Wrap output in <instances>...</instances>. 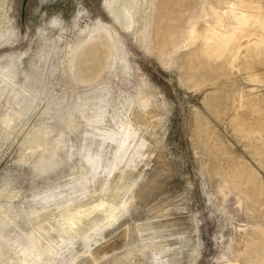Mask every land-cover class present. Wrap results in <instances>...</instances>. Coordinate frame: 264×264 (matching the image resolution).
<instances>
[{"label": "rangeland", "instance_id": "rangeland-1", "mask_svg": "<svg viewBox=\"0 0 264 264\" xmlns=\"http://www.w3.org/2000/svg\"><path fill=\"white\" fill-rule=\"evenodd\" d=\"M112 1L0 0L2 264H241L264 224V0ZM203 23L255 34L187 78L191 47L222 60Z\"/></svg>", "mask_w": 264, "mask_h": 264}, {"label": "bare ground", "instance_id": "bare-ground-1", "mask_svg": "<svg viewBox=\"0 0 264 264\" xmlns=\"http://www.w3.org/2000/svg\"><path fill=\"white\" fill-rule=\"evenodd\" d=\"M108 2V1H107ZM107 5V4H106ZM109 7V11L112 12L113 16L115 17V5L114 2L112 0H109V3L107 5ZM226 12V11H225ZM234 13V12H233ZM227 14V13H226ZM117 18V17H116ZM57 24V23H56ZM108 24V23H107ZM107 24L103 23L102 26H104L105 28H107ZM53 25V24H52ZM111 26V25H108ZM241 28V27H240ZM111 29L115 30L113 26H111ZM108 30V29H107ZM232 30V29H231ZM239 30V31H238ZM237 31H234V33L231 34H222L219 33L216 29H212L208 26V24H201L200 26H196V29L193 32V37L199 39H203V38H207L208 40L211 39L214 41L211 42L214 44V47H211V49L213 48V54H216L222 59L220 63H216L214 62L213 57L206 55L203 52V49L207 46H205L203 49L199 48V50L196 48H190L189 50L185 51L184 54H182V59H181V66L183 67L184 70V74L186 75L187 78H191V77H197L200 76L202 73L204 72H208L210 73V75L213 72H218V71H223L228 65L230 66H235L236 65V57L233 56V54H231V48L234 46L242 47V42H241V36L242 35H246V33H254V30L252 27H247V26H242L241 29H238ZM82 31H86V33L83 35V38H88V36L90 35V31L91 29L89 28H82ZM229 31V30H228ZM111 32V31H110ZM191 32V34H192ZM207 32V35L204 37V34ZM236 32V33H235ZM228 33V32H227ZM255 34V33H254ZM253 34V35H254ZM249 35V34H248ZM190 36V35H189ZM191 37V36H190ZM193 38V39H194ZM192 39V37H191ZM243 39V38H242ZM205 40V39H203ZM207 40V41H208ZM209 40V41H211ZM192 41H196V40H192ZM206 41V43H207ZM248 41V40H247ZM189 42V41H187ZM100 43V42H99ZM204 43V42H203ZM210 43V44H211ZM194 44V42H193ZM192 44V45H193ZM197 44V43H196ZM209 44V43H207ZM103 45V44H102ZM206 45V44H205ZM101 46V44H100ZM104 46V45H103ZM102 46V47H103ZM201 46V45H200ZM209 46V45H208ZM183 47V46H182ZM190 47V46H189ZM194 47V46H193ZM199 47V45H198ZM235 47V48H236ZM243 48V47H242ZM241 48V49H242ZM210 50V47L209 49ZM211 51V52H212ZM247 57L250 58L251 57V61H252V57L254 56V53L252 50L247 49ZM103 53V52H102ZM255 57V56H254ZM238 60V59H237ZM246 60V59H245ZM240 62V61H239ZM250 65V64H249ZM227 67V68H229ZM251 67V66H250ZM231 69V67H230ZM230 71V70H229ZM218 73H222V72H218ZM225 73V72H224ZM184 75V76H185ZM204 76V74L202 75ZM205 77V76H204ZM203 77V78H204ZM198 80L200 79V77H197ZM196 79V78H195ZM194 79V80H195ZM188 80V79H186ZM201 80V79H200ZM197 81V80H196ZM202 82V81H201ZM200 83V82H199ZM198 85V84H197ZM214 100V99H213ZM214 102V101H213ZM212 102V104H213ZM215 103V102H214ZM242 103V102H241ZM244 104V103H243ZM242 104V105H243ZM217 106V105H216ZM244 106V105H243ZM249 106L251 107L252 111L255 112L257 114L256 118H255V122L262 127V129H264V114L262 113V111L260 110L259 106L257 105H252L249 104ZM213 107H215L213 105ZM263 110V109H262ZM208 123H202L200 125V127H202L203 129L206 128L207 129ZM211 133V132H210ZM56 166H52V167H41L39 172L40 173H44L46 172L48 169H55ZM10 207V206H9ZM14 208H12L13 211ZM15 210V209H14ZM10 223V222H9ZM0 224L2 226H5L7 224V220L6 219H2L0 218ZM258 229L257 235L253 238L252 242L246 245V248L243 250L242 253H240L239 256L242 257V262L241 264H264V259L262 260H257L255 257L252 256V252L254 249L255 244L258 243V241H263L264 242V224L263 225H258L256 226ZM3 228V227H2ZM5 261V258L2 254V247L0 245V264H2ZM8 264H15V262L12 263H8Z\"/></svg>", "mask_w": 264, "mask_h": 264}]
</instances>
